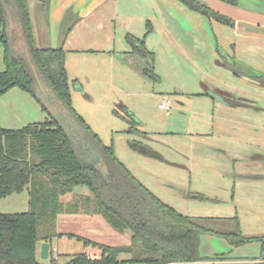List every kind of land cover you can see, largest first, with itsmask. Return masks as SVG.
<instances>
[{"label": "rangeland", "instance_id": "rangeland-1", "mask_svg": "<svg viewBox=\"0 0 264 264\" xmlns=\"http://www.w3.org/2000/svg\"><path fill=\"white\" fill-rule=\"evenodd\" d=\"M157 1L160 12L151 22L154 32L146 35L145 23V32L138 37L146 36L147 49L155 54V58L158 56L155 73L160 77V82L144 74L143 70L151 68L150 64L137 56L127 54L130 47L123 39L121 47L117 49L120 48L123 58L128 59L127 66L117 64L115 68L109 66L94 70L89 74L92 83H88V87L83 89H79L77 81H73L74 74L71 72L69 81L73 107L103 143L113 147L115 156L130 173L177 212L201 219L204 225L215 232L238 231L246 238L262 237L264 189L257 181V169L249 166L248 169L245 162L255 161L261 156L264 150L261 145L264 133L260 129L250 128L243 139H230L229 125L205 116L208 102L206 104L204 101L210 100L199 97V94L205 93L215 98L218 96L226 105L223 107H227L226 93L232 94L225 82L237 77L226 66L231 61L228 51L221 47L218 49L216 39L212 36L210 21L205 17H202L204 28L201 41L195 42L179 34L178 39L168 37L167 40L160 13L163 11V17L166 18L168 11L173 19V14L179 16L178 7L185 8L177 0ZM167 2L172 13L167 9ZM32 17L36 28L35 15ZM176 33L174 25L171 24L170 34ZM167 43L171 45L170 51L177 53L173 59L164 50ZM3 56L4 47L0 44V72L5 70ZM86 62L93 65L89 59ZM101 63L98 60V64ZM198 66L202 67L201 71ZM240 68L246 75H250L241 65ZM239 79L241 83L242 80ZM82 82L86 84L87 78ZM167 100L172 102L170 111L160 108ZM44 103L63 125L74 132V124L65 119L64 113L54 106L52 100H45ZM114 110H119L123 116L131 115L138 123L137 129L146 135L129 134L130 125L116 117ZM222 114L224 116L226 113ZM47 119L48 116L35 98L21 89L12 88L0 95V122L4 128L22 129L31 123ZM235 127L234 125L230 128ZM131 141L150 147L160 155V159L149 158L133 151L129 147ZM91 148L88 145L84 149L83 144L80 145L81 156L94 162L97 156L92 153ZM81 190L92 196L87 188L80 187L77 192ZM29 210L27 192L0 199V213L13 214ZM66 218L63 223L60 222L61 233L92 238L110 246L130 243V231L114 229L101 215L94 216L95 220L91 221L97 226L85 223L81 218ZM55 238L51 241L48 259H42L41 253L39 254L40 260L45 264H51L52 260L56 261L58 258L56 264H67L74 255L83 253L91 258H100L102 255L100 250L86 247L66 235ZM216 244L219 249L223 248L221 243ZM121 257L125 258L126 255Z\"/></svg>", "mask_w": 264, "mask_h": 264}, {"label": "trees", "instance_id": "trees-1", "mask_svg": "<svg viewBox=\"0 0 264 264\" xmlns=\"http://www.w3.org/2000/svg\"><path fill=\"white\" fill-rule=\"evenodd\" d=\"M28 1L0 0V44L4 47L5 64V70L0 72V95L17 87L35 98L49 117L22 129H6L0 122V199L28 190L30 206L27 212L0 213V264H45L39 258L42 243H49L51 249V241L64 236L56 231V220L64 211L61 198L80 187L87 188L92 194L82 202L86 214L101 215L114 229L130 231L132 236L128 245L110 246L67 234L68 238L102 253L100 258L77 254L67 264L207 261L200 251L204 235L224 239L233 247L260 243L262 255L254 264H264V236L246 238L238 231L215 232L201 219L180 214L142 185L117 159L113 147L106 146L73 107L64 49L36 46ZM177 1L209 21L232 28L236 26L234 20L198 0ZM221 1L239 5V0ZM146 26V35H149L153 27L150 22ZM145 38L127 34L125 40L131 55L150 64L151 68L143 70L144 74L160 82L155 73V54L147 49ZM240 65L233 61L226 66L242 77L246 74ZM36 74L64 109L65 119L74 124V132L54 117L40 98ZM226 94L228 105H245L243 99ZM113 113L130 125L129 134L146 135L137 129L138 123L131 115L123 116L119 110ZM82 144L84 149L88 145L92 147V153L97 156L94 162L81 156ZM129 147L140 155L160 159L158 153L141 142L131 141ZM99 162L107 166L106 174L98 167ZM122 255L126 257L122 258ZM51 264L56 261L52 260Z\"/></svg>", "mask_w": 264, "mask_h": 264}, {"label": "crops", "instance_id": "crops-1", "mask_svg": "<svg viewBox=\"0 0 264 264\" xmlns=\"http://www.w3.org/2000/svg\"><path fill=\"white\" fill-rule=\"evenodd\" d=\"M198 1L236 22V26L232 28L216 21H210L213 29L212 36L216 39L218 49L221 47L228 51L231 60L228 61L229 63L237 62L250 73V75L242 77L237 76V80L233 77L234 79H228L225 82L232 95L244 100L243 107L233 105L223 107L226 105L214 100L209 94H199V97L210 100L204 101L206 104L208 102L205 116L226 122L229 125L230 139H243L245 132L250 128L260 129L264 133V83L262 82L264 81V0H239L238 6L227 4L221 0ZM168 3H166L167 9L170 10ZM28 5L36 46L38 48H63L66 52L68 77L73 71V81H77L79 89L86 88L88 83H92L93 80L89 74L96 69L101 68L102 70L109 66L115 68L117 64L118 66L120 64L127 66L128 59L123 58V52L117 47H121V42L127 34H136L138 37L141 35L140 33H144V24L151 23L152 19L160 12L157 0H29ZM184 8L178 7L179 16L173 14V19L168 11L165 14L166 18L163 17V11L160 13L163 18L166 39L169 40L168 37L178 39L179 35H182L195 42L201 41L204 28L203 16L191 12L185 6ZM34 15L36 28L33 25L32 16ZM171 24L174 25L176 34H170ZM169 46L171 45L167 43L164 50L173 59L177 53L174 50L170 51ZM157 58L156 55V61ZM88 59L93 65L87 64ZM98 60L102 63L98 64ZM198 67L201 71L202 67ZM232 74L236 76L233 72ZM79 78L82 81L87 78V83L84 84ZM238 78H241L243 83H240ZM45 89V86L43 88L39 86L38 93L42 101L52 100L54 106L64 113V109L59 105L57 99ZM222 112L226 114L222 116ZM44 114L48 116L45 112ZM234 125L235 128H230ZM246 138H250L248 134H246ZM261 145L264 147V138L261 140ZM245 164L247 168L249 166L252 169H257V181L264 189V150L255 161H247ZM77 189L61 198L65 209L56 220L58 234H64L60 231V222L63 223L68 216H72L73 220L81 218L85 223L97 226L96 223H91L95 220L93 218L96 215L86 214L82 210V202L86 197L92 196L83 190L77 192ZM24 192L28 193V190ZM216 243H221L223 248L219 249ZM200 251L202 257L208 260L192 264H254L262 255V245L249 243L233 247L224 239L204 235L201 237ZM58 261L59 258L56 263Z\"/></svg>", "mask_w": 264, "mask_h": 264}, {"label": "water", "instance_id": "water-1", "mask_svg": "<svg viewBox=\"0 0 264 264\" xmlns=\"http://www.w3.org/2000/svg\"><path fill=\"white\" fill-rule=\"evenodd\" d=\"M36 79H37V82L39 84L40 87L43 88V84L42 82L40 81L38 75L36 74ZM45 90H48V88H46ZM211 96V95H210ZM214 100H217V101H220V102H223V100L217 96V98L215 97H212ZM101 167V170L104 174L107 173V166L106 165H103L101 162L98 163V167ZM49 250H50V244L49 243H44L42 245V248H41V258L42 259H48V256H49Z\"/></svg>", "mask_w": 264, "mask_h": 264}, {"label": "built area", "instance_id": "built-area-1", "mask_svg": "<svg viewBox=\"0 0 264 264\" xmlns=\"http://www.w3.org/2000/svg\"><path fill=\"white\" fill-rule=\"evenodd\" d=\"M160 108L165 111H170L172 109V102L167 100L160 105Z\"/></svg>", "mask_w": 264, "mask_h": 264}, {"label": "flooded vegetation", "instance_id": "flooded-vegetation-1", "mask_svg": "<svg viewBox=\"0 0 264 264\" xmlns=\"http://www.w3.org/2000/svg\"><path fill=\"white\" fill-rule=\"evenodd\" d=\"M100 167V166H99Z\"/></svg>", "mask_w": 264, "mask_h": 264}]
</instances>
